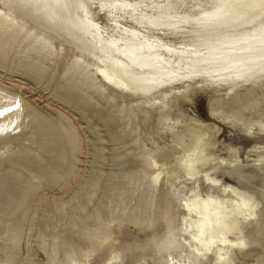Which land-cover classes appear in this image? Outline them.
Masks as SVG:
<instances>
[{"label":"rangeland","instance_id":"374dc122","mask_svg":"<svg viewBox=\"0 0 264 264\" xmlns=\"http://www.w3.org/2000/svg\"><path fill=\"white\" fill-rule=\"evenodd\" d=\"M150 2L167 3L136 0ZM198 2L183 0L179 18ZM176 30L145 32L179 47L200 29ZM1 31L0 94L22 102L0 127V264H264V78L183 80L142 99L83 65L75 38ZM202 147L194 178L184 161ZM230 189L251 198L242 235L196 254L187 204L211 198L233 215L245 198Z\"/></svg>","mask_w":264,"mask_h":264},{"label":"bare ground","instance_id":"6f19581e","mask_svg":"<svg viewBox=\"0 0 264 264\" xmlns=\"http://www.w3.org/2000/svg\"><path fill=\"white\" fill-rule=\"evenodd\" d=\"M162 1L167 3L139 6L136 0H0V29L7 36L13 32L24 35L26 41L44 44H50L44 34L63 43L68 42L65 36L75 38L72 47L85 58L83 65L107 86L142 99L183 80L237 86L264 78V0H207L205 5H195V15L183 13V18L177 9L183 0L179 4ZM140 7L152 15L139 11ZM101 15L110 19L107 25L96 19ZM181 25L200 29L187 32L196 39L191 44H163L159 37L145 32L149 27L180 35L184 32L176 29ZM21 102L18 97L0 94V110L13 109L0 116V127L17 123ZM203 153L202 147L184 161L187 175L195 178L199 174L197 166L207 161ZM230 190L245 198L233 215L211 198L187 204L189 216L184 222L192 230L196 254L201 250L198 246L213 245L218 238L224 247H232L230 237L242 235L238 216L248 211L251 198ZM169 260L174 264V258Z\"/></svg>","mask_w":264,"mask_h":264},{"label":"snow or ice","instance_id":"6c2138e0","mask_svg":"<svg viewBox=\"0 0 264 264\" xmlns=\"http://www.w3.org/2000/svg\"><path fill=\"white\" fill-rule=\"evenodd\" d=\"M130 6V5H126ZM18 107V105H16ZM13 109L12 108H4L3 110H0V116H3L6 112H11Z\"/></svg>","mask_w":264,"mask_h":264}]
</instances>
